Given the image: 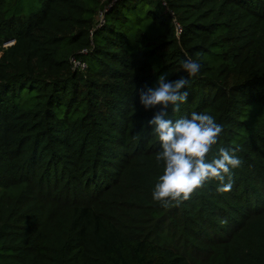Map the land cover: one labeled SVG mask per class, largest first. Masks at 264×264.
Listing matches in <instances>:
<instances>
[{"label":"trees","instance_id":"16d2710c","mask_svg":"<svg viewBox=\"0 0 264 264\" xmlns=\"http://www.w3.org/2000/svg\"><path fill=\"white\" fill-rule=\"evenodd\" d=\"M31 1L0 0V264H264V0ZM161 74L188 80L167 118L223 126L208 160L236 149L231 191L152 199L138 93Z\"/></svg>","mask_w":264,"mask_h":264},{"label":"clouds","instance_id":"9594fccd","mask_svg":"<svg viewBox=\"0 0 264 264\" xmlns=\"http://www.w3.org/2000/svg\"><path fill=\"white\" fill-rule=\"evenodd\" d=\"M200 67L191 57L182 61V68L189 76L198 75ZM187 84L184 77L168 80L167 74H161L157 77V86L142 87L138 93L145 110L158 109L148 124L161 143L156 159L162 161L164 167L155 183L152 199L164 208L192 199L212 181L219 182L217 192L231 191L232 170L243 163L236 149L231 147H220L217 157L209 162L208 156L223 133V126L213 115L193 112L175 121L167 118L169 106L179 111L180 104L187 101L188 93L182 91Z\"/></svg>","mask_w":264,"mask_h":264},{"label":"rangeland","instance_id":"374dc122","mask_svg":"<svg viewBox=\"0 0 264 264\" xmlns=\"http://www.w3.org/2000/svg\"><path fill=\"white\" fill-rule=\"evenodd\" d=\"M41 3H42V1L41 0H32L31 1V3H30V6L27 8V10H26V13H30V12H34V11H37L40 7H41ZM105 18H104V14H99V16L97 17V20H98V24H97V26L98 27H100L101 25H102V23H104V20ZM7 43V42H6ZM4 44H5V42H4ZM3 47H5V46H3ZM71 63H72V61H71ZM73 64V66H74V70H80L79 68H77L76 67V65L74 64V63H72ZM109 158H111L112 159V156H110ZM111 162H114V159H112L111 160ZM117 162V161H116ZM111 165H107L105 168H107V171H109V170H111V167H110ZM14 223H18V221H17V219L15 218L14 220H12ZM40 231H41V240L42 241H44V237L46 236V235H48V238L50 237V230L49 231H47V232H42V229H40ZM54 233H55V231H54ZM35 244H37V243H35Z\"/></svg>","mask_w":264,"mask_h":264},{"label":"built area","instance_id":"2783aa9c","mask_svg":"<svg viewBox=\"0 0 264 264\" xmlns=\"http://www.w3.org/2000/svg\"><path fill=\"white\" fill-rule=\"evenodd\" d=\"M101 14H103V13H101ZM14 43H15V40H13V39L12 40H8L7 43L5 42V44H3V46H5L4 48H7L9 46H12ZM71 61H72V63H74L76 65L77 68L80 69V71H84L87 68L86 64L84 62L80 61V60L72 58Z\"/></svg>","mask_w":264,"mask_h":264}]
</instances>
